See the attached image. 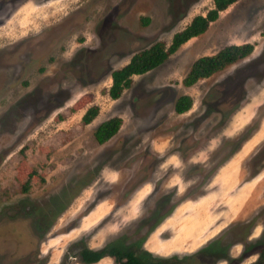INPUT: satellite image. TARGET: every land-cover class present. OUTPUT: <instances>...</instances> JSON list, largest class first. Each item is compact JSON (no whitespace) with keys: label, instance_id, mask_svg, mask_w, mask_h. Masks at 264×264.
Masks as SVG:
<instances>
[{"label":"rangeland","instance_id":"374dc122","mask_svg":"<svg viewBox=\"0 0 264 264\" xmlns=\"http://www.w3.org/2000/svg\"><path fill=\"white\" fill-rule=\"evenodd\" d=\"M212 7L213 0L3 6L0 264H60L63 256L82 264L68 256L78 241L168 264L258 258L243 251L264 236V0L235 1L161 65L133 75L117 99L106 93L112 70L156 41L167 46ZM244 43L253 44L246 58L182 84L197 58ZM181 95L192 104L179 114ZM92 105L97 116L83 124ZM113 116L120 128L97 144L95 127ZM217 240L222 257L209 253ZM103 260L114 264H95Z\"/></svg>","mask_w":264,"mask_h":264},{"label":"trees","instance_id":"16d2710c","mask_svg":"<svg viewBox=\"0 0 264 264\" xmlns=\"http://www.w3.org/2000/svg\"><path fill=\"white\" fill-rule=\"evenodd\" d=\"M235 1L237 0H213V7L207 10L204 15L199 14L194 16L183 29L175 32L167 46L162 41H156L148 47L133 53L124 66L111 71V84L107 90L108 96L111 99H117L123 90L130 87L133 75L144 74L161 65L179 46L187 40L205 32L210 22L216 20L219 13ZM252 50L253 44L251 43L240 45L232 44L223 47L213 55L201 56L191 64L189 71L182 79V84L190 86L201 78H207L214 72L220 71L226 66L246 58L251 54ZM191 104L192 100L190 96L181 95L175 101L174 111L179 114L186 112L191 107ZM97 113V106L92 105L88 107L81 116V122L83 124L90 123ZM121 122V118L117 116L100 122L93 131V137L96 143L102 144L115 135L120 128ZM28 185L29 183H24L20 190L26 192ZM141 240L143 239L141 238ZM218 242L217 240L208 245V249H212L209 252L211 255H213V252L218 256L222 252L224 253L226 247L220 243L218 244ZM244 245L246 246L243 255L258 254V258L251 264H264V236L256 242H245ZM69 248L72 253L68 256H77L78 261L83 264L97 263L105 256L111 257L114 264H168L166 259L152 258L150 254L141 256L133 249L114 244L106 245L99 249H92L83 244L82 241H78L71 244ZM74 248L75 250H73ZM222 254L220 257H222ZM65 257L63 256L60 264H67Z\"/></svg>","mask_w":264,"mask_h":264},{"label":"flooded vegetation","instance_id":"af4514ba","mask_svg":"<svg viewBox=\"0 0 264 264\" xmlns=\"http://www.w3.org/2000/svg\"><path fill=\"white\" fill-rule=\"evenodd\" d=\"M15 0H0V11L1 9H3V6H5V4L9 3V2H13Z\"/></svg>","mask_w":264,"mask_h":264},{"label":"crops","instance_id":"0c3cea01","mask_svg":"<svg viewBox=\"0 0 264 264\" xmlns=\"http://www.w3.org/2000/svg\"><path fill=\"white\" fill-rule=\"evenodd\" d=\"M110 84H111V83H110ZM108 88H109V87H108ZM108 88L106 89V93H107ZM96 116H97V115H96ZM96 116H95V117H96ZM95 117H94V118H95ZM105 257H107L108 259L110 258L109 256H105ZM105 257H103V258H101V259H104ZM101 259H100V260H101ZM95 263H96V262H95ZM95 263H90V264H95ZM82 264H83V263H82Z\"/></svg>","mask_w":264,"mask_h":264},{"label":"bare ground","instance_id":"6f19581e","mask_svg":"<svg viewBox=\"0 0 264 264\" xmlns=\"http://www.w3.org/2000/svg\"><path fill=\"white\" fill-rule=\"evenodd\" d=\"M106 260H103V261H101L100 262V264H106V262H105Z\"/></svg>","mask_w":264,"mask_h":264}]
</instances>
